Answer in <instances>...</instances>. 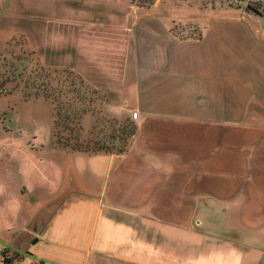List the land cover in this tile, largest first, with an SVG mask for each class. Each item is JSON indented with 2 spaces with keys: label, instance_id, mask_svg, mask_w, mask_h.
Wrapping results in <instances>:
<instances>
[{
  "label": "crops",
  "instance_id": "obj_1",
  "mask_svg": "<svg viewBox=\"0 0 264 264\" xmlns=\"http://www.w3.org/2000/svg\"><path fill=\"white\" fill-rule=\"evenodd\" d=\"M49 3L23 7L29 49L134 132L86 150L53 141L52 107L46 135L2 121L0 264H264V11L202 6L179 33L172 7Z\"/></svg>",
  "mask_w": 264,
  "mask_h": 264
},
{
  "label": "rangeland",
  "instance_id": "obj_2",
  "mask_svg": "<svg viewBox=\"0 0 264 264\" xmlns=\"http://www.w3.org/2000/svg\"><path fill=\"white\" fill-rule=\"evenodd\" d=\"M35 1L0 0V55H4L5 59L11 61V65L5 64L4 67H0V124L8 117L25 120V118L33 115L38 119V127L42 131L36 129L37 126L34 127L28 119L24 122V126L19 129H12L9 136L18 139L21 136H27L32 130H36L40 136L42 134L46 135L51 123V107L53 118L55 119L54 116H57L54 107L56 101L62 110L61 116L58 117L62 119V116L71 114V109H73L76 101L80 99L82 102L79 107L81 116L78 124L72 130L66 129L62 121H59L58 128L54 129L53 124V132L57 129L63 145H71L86 150L120 151L127 148L134 132L132 120L126 117L119 119L106 117L101 109L104 99L103 92L85 82L83 78H81L84 82L82 85L78 84L80 81L76 80L77 78H75L76 83L69 85V79L66 80L64 77L71 78L74 75H71L70 72H75L67 67L43 65L36 53L29 49L24 34L25 30L22 26L23 7L25 4L34 3ZM144 1L148 2V0H131L133 4L147 8L162 5L154 9L163 12L170 11L172 7L176 15L180 14V18L176 15L174 17V30L179 33H181L182 27L185 33H196L197 25L194 19L199 16L208 18V16L203 15H209L213 11L200 9L202 6L247 8L246 3L249 2L262 12L264 11V3L259 0H152L147 5H142ZM48 2L50 3L47 6H50L53 5L54 0H48ZM215 12L218 14L219 10L217 9ZM214 14L212 12V15ZM181 19L183 20L181 21ZM18 58H22L20 60L22 67L17 68L15 65L18 64ZM3 62L4 59L0 57V65H3ZM39 67L43 70H39ZM37 68L38 72L42 74L39 79L35 80L36 71L34 70ZM19 70L23 73L19 74ZM56 78L65 79L62 91L56 89L55 85H58L54 80ZM33 79L36 82L41 81L40 83H42L44 89L40 88L39 91L34 86ZM52 86H55V88ZM64 88L74 89L75 92L66 91L67 89L64 90ZM70 122V125H73L75 119ZM2 134L3 132L0 131V136ZM52 137L56 143V137L53 133ZM121 147L123 149H120Z\"/></svg>",
  "mask_w": 264,
  "mask_h": 264
},
{
  "label": "trees",
  "instance_id": "obj_3",
  "mask_svg": "<svg viewBox=\"0 0 264 264\" xmlns=\"http://www.w3.org/2000/svg\"><path fill=\"white\" fill-rule=\"evenodd\" d=\"M152 0H148V2L147 1H144L143 3H142V5H147L148 3H150ZM0 57H2L3 59H4V62H3V65H0V67H4L5 66V64H9V65H11V61L10 60H7V59H5L6 57L4 56V55H0ZM18 64H16L15 66L18 68V67H20L21 66V61L20 60H22V58H18ZM22 67V66H21ZM21 70H22V68H21ZM21 70H19V74H22L23 72H21ZM39 70H43L41 67H39ZM38 70V68L37 69H35L34 71H36V74H35V80L36 79H39V76L41 77V72H38L39 71ZM71 71H73V70H71ZM74 72V71H73ZM2 73V72H1ZM70 74L71 75H74V76H71V78H68L67 76L66 77H64V78H66V80H68L69 79V81L70 82H68L69 83V85H71V84H74V82H75V78H77L76 80H79L80 82L78 83L79 85H82L84 82L82 81V77L79 75V74H77L76 72L75 73H72V72H70ZM34 79H33V84H34V86L40 91V88L41 89H44L43 87V85H42V83H40L41 81H35ZM55 80V83L56 84H58V85H55L56 86V89H58V90H60V91H62V89H63V86L65 85V83H64V81H65V79L64 80H61V79H58V78H56V79H54ZM76 83V82H75ZM42 85V86H41ZM55 86L53 87V88H55ZM1 87V86H0ZM47 88V87H46ZM45 88V89H46ZM67 89V90H66ZM64 90H66V91H71V92H75V90L74 89H69V88H64ZM54 100H56L55 98H54ZM73 103V102H72ZM75 103V102H74ZM80 104H82V102H81V100L79 99V100H77L76 101V103L74 104V106H73V109H71V111H70V113L71 114H67V116H62V119L61 118H59L58 116H61V113H62V110H61V108L59 107V103L56 101V104H55V114L57 115V116H55L56 118L54 119V129L55 128H58V124H59V121H62V123H63V126L67 129H70V130H72V128L74 127V126H76L77 124H78V120H79V118H80V116H81V110L79 109V107H80ZM75 119V123L73 124V125H70V121H73ZM58 131H57V129L56 130H54V132H53V135L56 137V142H58V143H62L63 144V142H62V140H61V137L59 136V134L57 133ZM120 149H123V147H121Z\"/></svg>",
  "mask_w": 264,
  "mask_h": 264
},
{
  "label": "water",
  "instance_id": "obj_4",
  "mask_svg": "<svg viewBox=\"0 0 264 264\" xmlns=\"http://www.w3.org/2000/svg\"><path fill=\"white\" fill-rule=\"evenodd\" d=\"M246 6L248 8H250L251 10L257 12V13H261L262 12L258 7L254 6L253 4H251L249 2L246 3Z\"/></svg>",
  "mask_w": 264,
  "mask_h": 264
},
{
  "label": "built area",
  "instance_id": "obj_5",
  "mask_svg": "<svg viewBox=\"0 0 264 264\" xmlns=\"http://www.w3.org/2000/svg\"><path fill=\"white\" fill-rule=\"evenodd\" d=\"M132 117H136L137 115V111L136 110H133L132 113H131Z\"/></svg>",
  "mask_w": 264,
  "mask_h": 264
}]
</instances>
